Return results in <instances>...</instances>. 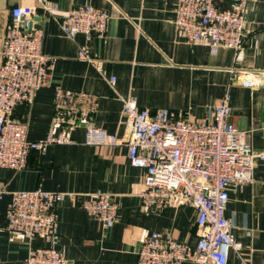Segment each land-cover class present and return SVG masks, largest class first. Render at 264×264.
<instances>
[{
  "label": "crops",
  "instance_id": "crops-1",
  "mask_svg": "<svg viewBox=\"0 0 264 264\" xmlns=\"http://www.w3.org/2000/svg\"><path fill=\"white\" fill-rule=\"evenodd\" d=\"M57 15L79 4H91L109 14L106 32L67 36L56 18L35 17L43 31L42 53L54 58L50 82L31 103L18 105L13 116L26 122L29 140L60 133L69 115L53 106L54 87L83 90L98 98L88 120L79 117L70 130V143H51L43 151L30 150L19 170L0 168V187L10 190H44L65 193L56 209V233L52 244L68 264H138L137 250L151 232L185 241H197L196 211L190 205L158 209L144 207L139 193L144 171L132 167L125 143L129 135L121 98L135 96L139 107L151 112L167 107L204 120L231 82V69L257 74L259 85L229 86V122L238 129H254L251 142L261 146L264 127V0H250L246 14L249 33L239 51L219 47L212 52L203 43L187 42L174 24L177 0H52ZM33 0H0V64L2 38L14 5ZM38 13L42 14L41 11ZM103 60V71L77 58L79 48ZM114 82H110V78ZM88 121L115 133L122 143L112 146L84 144ZM95 192H106L118 203L115 222L104 227L89 215L81 201ZM9 193L0 199V264H24L27 242L9 241L4 230ZM225 214L242 243L231 250L227 264H264V164L257 161L252 182L229 186ZM44 242L32 241L33 246ZM181 264H194L186 260Z\"/></svg>",
  "mask_w": 264,
  "mask_h": 264
},
{
  "label": "built area",
  "instance_id": "built-area-1",
  "mask_svg": "<svg viewBox=\"0 0 264 264\" xmlns=\"http://www.w3.org/2000/svg\"><path fill=\"white\" fill-rule=\"evenodd\" d=\"M250 0H177L174 24L189 43L203 42L212 52L219 47L239 51L249 30L246 14ZM52 0H33L32 4L14 5L2 38L0 64V168L19 170L26 166L30 150L43 151L51 143H70V130L79 117L89 119L98 98L83 90L54 87L53 106L69 115L60 133L40 140L27 139L23 119L13 116L14 109L31 103L36 93L50 82L54 58L42 53L43 31L35 27V17L56 18L69 37L103 35L109 14L91 4H79L57 15ZM41 11L42 14L38 13ZM77 58L103 71V60L81 47ZM231 82L204 120L191 119L187 112L163 107L151 112L139 107L135 96L121 98L129 127L125 143L132 167L144 171L139 193L144 207L177 208L190 205L196 211L197 241L191 248L185 241L151 232L137 250L138 264H227L231 250L242 243L235 238L233 224L225 214L229 186L252 182L257 161L264 164V127L260 128L261 146L254 148V129H238L229 122L232 83L247 88L259 85L257 74L231 69ZM114 82V78H110ZM122 143L115 133L88 121L84 144L112 146ZM9 193L4 230L9 241L27 242L24 264H68L67 258L52 244L56 233V209L65 193L44 190H10L0 187V199ZM82 208L111 227L118 203L106 192H95L81 201ZM44 243L33 246L32 241Z\"/></svg>",
  "mask_w": 264,
  "mask_h": 264
},
{
  "label": "water",
  "instance_id": "water-1",
  "mask_svg": "<svg viewBox=\"0 0 264 264\" xmlns=\"http://www.w3.org/2000/svg\"><path fill=\"white\" fill-rule=\"evenodd\" d=\"M38 20V19H37ZM35 27H38L37 25H35Z\"/></svg>",
  "mask_w": 264,
  "mask_h": 264
}]
</instances>
